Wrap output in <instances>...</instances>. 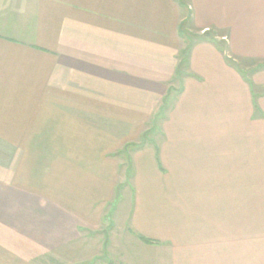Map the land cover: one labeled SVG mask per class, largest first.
Listing matches in <instances>:
<instances>
[{"label":"crops","instance_id":"crops-1","mask_svg":"<svg viewBox=\"0 0 264 264\" xmlns=\"http://www.w3.org/2000/svg\"><path fill=\"white\" fill-rule=\"evenodd\" d=\"M179 1L0 0V264H112L131 145L125 264H264V0Z\"/></svg>","mask_w":264,"mask_h":264},{"label":"rangeland","instance_id":"rangeland-1","mask_svg":"<svg viewBox=\"0 0 264 264\" xmlns=\"http://www.w3.org/2000/svg\"><path fill=\"white\" fill-rule=\"evenodd\" d=\"M189 33V31H187ZM190 35H199L195 31L190 32ZM171 97H174V94L171 95ZM169 103L173 100L169 98ZM162 107V106H161ZM160 111V112H159ZM158 114L154 117H152V120L155 121L154 124V129L155 126L158 127V119L165 114L164 110H159ZM159 116V117H158ZM152 124H147L145 126V131L150 129ZM142 136V134H141ZM161 137H160V131L158 129H155V131H150V132H145L141 139L139 140L140 145H145L151 143L153 141L155 144L160 142ZM133 146L136 145H131L128 146L127 149L121 151L117 154V157L119 159V163L117 165V176L116 178V190H115V198L113 201H111L106 209H105V218L102 220L103 222H106V228H103V232H106V235L102 237L100 236H95L91 238V245L93 244L95 246H99L102 243V240L106 238L108 242L106 243L105 249L101 250V253H106L102 254L104 257L102 260L100 259H95L94 263H99L101 261L103 262H111L112 264H125L126 263V258L131 257V254H136V253H144L145 250H141V246L139 244L133 245V247H128V238L130 237L127 231L124 228V223L126 222V217H127V212L129 209V206L131 204V193H132V186H131V167H130V150H133ZM253 197H251V203H252V208H255V205L253 202L254 200L257 199V197L252 200ZM258 204L260 203V206L264 208V196L262 197V200L256 201ZM116 210V212H115ZM250 225H251V232L254 231L255 229H258V222L260 220V229L261 227L264 228V210L263 211H254L251 210L250 212ZM102 226V225H101ZM128 247L129 249H124ZM99 250V249H98ZM127 250V251H126ZM151 255H155L156 250L154 248H146V252ZM134 258V257H133ZM130 262V261H129ZM131 262H134L132 260ZM142 264H144V261H142ZM148 264H150L148 260Z\"/></svg>","mask_w":264,"mask_h":264},{"label":"trees","instance_id":"trees-1","mask_svg":"<svg viewBox=\"0 0 264 264\" xmlns=\"http://www.w3.org/2000/svg\"><path fill=\"white\" fill-rule=\"evenodd\" d=\"M179 4H182V0L179 1ZM188 19H189V16H187L186 21L180 25L179 30H181V32H182V29H184V27L188 25ZM198 42H210L213 45H215L219 50H221V51L224 50V47L222 45L223 42L218 41L215 38V35L213 34V32H207L203 35H190V38L187 41L186 47L180 53V63H179V66H178L177 72H176L178 77H180L181 74L183 73V70H186V68H187V59H188L191 47L195 43H198ZM227 62L236 67V64L233 61H231L230 59H227ZM260 68H262V66ZM168 104H169L168 100L167 101H166V99L163 100V105H162L161 109L162 110L167 109L169 106ZM127 147L128 146L124 147L123 150L127 149ZM139 238L144 240L145 242H148V243L151 242L150 239H147L144 237H139Z\"/></svg>","mask_w":264,"mask_h":264}]
</instances>
